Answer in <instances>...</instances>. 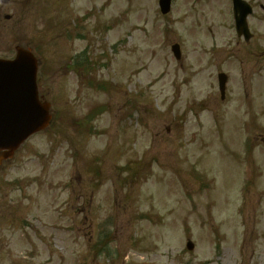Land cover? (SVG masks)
Segmentation results:
<instances>
[{"label": "rangeland", "instance_id": "obj_1", "mask_svg": "<svg viewBox=\"0 0 264 264\" xmlns=\"http://www.w3.org/2000/svg\"><path fill=\"white\" fill-rule=\"evenodd\" d=\"M246 1L248 43L232 0L0 3V58L37 55L53 114L0 167V264H264V0Z\"/></svg>", "mask_w": 264, "mask_h": 264}, {"label": "water", "instance_id": "obj_2", "mask_svg": "<svg viewBox=\"0 0 264 264\" xmlns=\"http://www.w3.org/2000/svg\"><path fill=\"white\" fill-rule=\"evenodd\" d=\"M172 0H160L164 15L171 10ZM7 3L9 0H2ZM236 30L241 37L251 38L247 17L252 9L242 0H234ZM177 58L179 47H173ZM38 62L27 50L18 48L15 61L0 60V153L2 159L9 160L15 151L31 135L48 127L50 105L41 103L37 88ZM221 93L224 95L227 77L219 76ZM192 249V246H189Z\"/></svg>", "mask_w": 264, "mask_h": 264}]
</instances>
